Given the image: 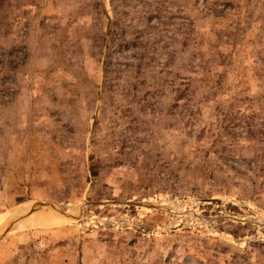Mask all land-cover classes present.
<instances>
[{"label": "rangeland", "instance_id": "374dc122", "mask_svg": "<svg viewBox=\"0 0 264 264\" xmlns=\"http://www.w3.org/2000/svg\"><path fill=\"white\" fill-rule=\"evenodd\" d=\"M33 200L80 218L0 264H264V0H0V228Z\"/></svg>", "mask_w": 264, "mask_h": 264}, {"label": "water", "instance_id": "95a60500", "mask_svg": "<svg viewBox=\"0 0 264 264\" xmlns=\"http://www.w3.org/2000/svg\"><path fill=\"white\" fill-rule=\"evenodd\" d=\"M138 204L148 206V207H152V208H159L158 205H154L151 202H148V203L144 202V203H138ZM36 206H40V207L46 208V209H51L54 212H56L57 214L61 215L63 218H67V219H71V220H77L80 218L79 214L77 215V214L71 213L67 209L62 208L60 206H56V205H52V204H48V203H42V202H38V201H34V200L28 201V202L24 203L23 205H21L20 207H18L17 209H15L14 215L12 216L11 220L7 224V227L0 228V238L2 236H4L6 233H8L10 231V229L12 228V226H14L24 215L29 213L32 210V208H34Z\"/></svg>", "mask_w": 264, "mask_h": 264}, {"label": "bare ground", "instance_id": "6f19581e", "mask_svg": "<svg viewBox=\"0 0 264 264\" xmlns=\"http://www.w3.org/2000/svg\"><path fill=\"white\" fill-rule=\"evenodd\" d=\"M37 209H39V207H34L29 213L24 215L16 223V228L17 229H29V228H35V227H49V226H55V225L58 226L59 224L65 222V221H63L65 219H63V217H61V215L57 214L56 212H54L51 209H46V208H43L40 210H37ZM35 210H36V212H35ZM48 210H50V211H48ZM51 211L54 213H52ZM2 223H3V221L0 218V226L2 225ZM4 223H5V221H4Z\"/></svg>", "mask_w": 264, "mask_h": 264}]
</instances>
